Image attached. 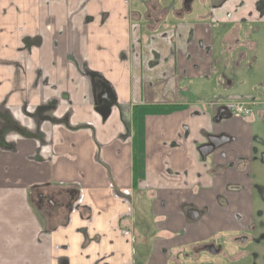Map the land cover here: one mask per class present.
I'll list each match as a JSON object with an SVG mask.
<instances>
[{
    "label": "crops",
    "instance_id": "obj_1",
    "mask_svg": "<svg viewBox=\"0 0 264 264\" xmlns=\"http://www.w3.org/2000/svg\"><path fill=\"white\" fill-rule=\"evenodd\" d=\"M142 1L0 0V264H191L205 245L240 257L219 239L239 244L233 215L255 226L264 196L228 168L250 157V117L222 123L235 152L201 157L221 126L207 20L160 23Z\"/></svg>",
    "mask_w": 264,
    "mask_h": 264
},
{
    "label": "flooded vegetation",
    "instance_id": "obj_2",
    "mask_svg": "<svg viewBox=\"0 0 264 264\" xmlns=\"http://www.w3.org/2000/svg\"><path fill=\"white\" fill-rule=\"evenodd\" d=\"M178 6H172L171 4L163 7L160 5V0H143L142 3L144 5L150 4L154 9L159 8L161 13L158 17V22L166 23V18L168 14H171L172 17L175 16H183L184 18H194L195 10L200 9L202 12V17L207 20L208 27L206 26L205 32L212 36V43L204 44L202 40L198 42V47L204 53L213 52L216 56L215 61H213V66L211 67L212 71H215L217 74L220 71L219 80L222 82L220 87L221 91L226 92L227 90L233 89L235 85V81L233 78L227 77V74L224 73L221 69L218 68L219 65H222V69L226 70L231 69L230 74L232 77L235 75L234 71H240V69L244 67H250V79H253L257 75V71L255 72L256 63L258 61V57H256L255 52L259 47L264 48V0H257L254 3V7L250 10V0L249 4H247L246 0H179ZM194 3H197L195 5ZM246 7V11L243 15H240V9ZM194 12V14H193ZM159 26H162L159 24ZM210 28V32H209ZM174 34L178 37V26L176 24L170 25L169 28ZM164 30V29H163ZM163 30L159 31L161 34V38H164L166 35ZM163 32V33H162ZM191 33V32H190ZM149 36V41H150ZM191 41L190 36L186 35L184 39V45L189 44ZM175 51V48H174ZM264 55V50H261ZM191 54V52H190ZM188 53V55H190ZM249 54V56H247ZM247 57V58H246ZM263 70L264 75V67L261 68ZM250 90L252 94H250V98H238L235 100H250V106L252 109L255 107H263L264 105V76L262 78H257V81L251 85ZM220 93L218 96L219 99L216 101L217 107L213 109V116L216 115L220 106H224L228 112L230 113V117L228 119H221L219 122L212 124L221 125L216 131L209 130L204 132V141L198 144L197 148L203 146L204 144H208L210 136H224L223 138H227L223 144L217 146L213 151L220 149L224 146H228L231 151L235 152L237 149V140L230 135L222 126V123L230 120L234 117H239L233 114L226 106L223 104L226 101H235V100H226L228 99L227 95L223 96ZM110 95V94H109ZM215 104V103H214ZM213 104V105H214ZM253 119H250V124ZM263 144V139L259 138L255 134L250 137V157L242 158L240 155H235L234 160L228 164V168L232 170V172L238 175V178L242 179V176L245 178H250V191L254 189L253 177L251 174V162L255 160V155L257 154V147H260ZM225 152H222L224 154ZM248 167H250V173L248 172ZM226 169V168H225ZM225 172V170H224ZM244 187L240 183H236L231 185V191L240 195L243 191ZM240 199V196H238ZM262 202L264 199L261 197ZM264 205V203H263ZM223 207L228 206V200L226 198L223 199L222 203ZM189 209H195L193 205H189ZM198 211V210H197ZM264 211V207L263 210ZM258 212L261 214L262 212ZM199 214H201L202 210L200 209ZM252 213H250L251 217ZM254 215V213H253ZM234 221L240 224L241 230H247L249 234L238 235L236 238L240 243L246 242L250 240V232L255 228L252 224H243L240 223L243 219L241 209L236 212L234 215ZM264 225V224H263ZM211 246V245H205ZM206 249V248H205ZM245 254V253H244ZM239 254V256H242Z\"/></svg>",
    "mask_w": 264,
    "mask_h": 264
},
{
    "label": "rangeland",
    "instance_id": "obj_3",
    "mask_svg": "<svg viewBox=\"0 0 264 264\" xmlns=\"http://www.w3.org/2000/svg\"><path fill=\"white\" fill-rule=\"evenodd\" d=\"M179 0H160V5L163 7H166L167 5L171 4L173 7L179 5ZM133 3L138 4V0H133ZM197 5V3H194ZM192 19V18H190ZM173 20L177 21L179 19H175L171 16V14L168 15L167 21L170 23ZM185 20H188L185 19ZM261 50H264V48L259 47L257 48L255 55L258 57V61L256 63L255 72L257 71V75L255 78L250 79V67H242L240 71H234V76L230 74L231 69H222V65H219L218 68L221 69L224 73L227 74V77L233 78L235 81V85L233 86V89L227 90L226 92H223V96L227 95L228 99L226 100H235L238 98H250V94H252L250 87L257 81V78H262L263 70L261 71V68L264 67V55L262 54ZM249 56V54H247ZM247 58V57H246ZM220 71L217 73L216 77L219 78ZM220 79V78H219ZM262 107H255L253 109L252 114V122H251V131L253 134L258 136L259 138L263 139V144L260 147H257V154L255 155V160L251 162V174L253 177V182L256 185L263 186V194H264V119L262 118ZM262 194V196H263ZM264 199V196L262 197ZM258 199L256 198V201ZM260 203V204H258ZM258 203L256 204V210L253 215V221L255 224V228L252 230V233L250 235V240L243 242V243H230L227 242L225 239L220 238V242L223 245V248L225 249L226 254L229 256H235L242 254V256L235 258L233 261H231L228 257H225L222 253H213L210 250L204 249L199 254L198 258L191 261V264H201V263H207V264H264V211L263 210V203L258 200ZM257 211L262 212L261 214H258ZM245 253V254H244ZM182 260H185L181 257ZM232 262V263H231Z\"/></svg>",
    "mask_w": 264,
    "mask_h": 264
},
{
    "label": "water",
    "instance_id": "obj_4",
    "mask_svg": "<svg viewBox=\"0 0 264 264\" xmlns=\"http://www.w3.org/2000/svg\"><path fill=\"white\" fill-rule=\"evenodd\" d=\"M230 117V113L224 106H220L216 115L213 117V122L217 123L221 119H228ZM224 137V136H223ZM222 136H210L209 143L204 144L203 146L198 147L199 153L201 157L204 159L208 154H210L217 146L223 144L225 141H227V138H223ZM187 216L190 220H195L199 216V212L196 209H189L187 210ZM207 250H210L211 252H215V249H213V246H206Z\"/></svg>",
    "mask_w": 264,
    "mask_h": 264
},
{
    "label": "built area",
    "instance_id": "obj_5",
    "mask_svg": "<svg viewBox=\"0 0 264 264\" xmlns=\"http://www.w3.org/2000/svg\"><path fill=\"white\" fill-rule=\"evenodd\" d=\"M223 104L236 116L243 118H252L253 109L250 106V100H235V101H226ZM217 104L213 105V109H216ZM262 118L264 119V105L262 107Z\"/></svg>",
    "mask_w": 264,
    "mask_h": 264
},
{
    "label": "trees",
    "instance_id": "obj_6",
    "mask_svg": "<svg viewBox=\"0 0 264 264\" xmlns=\"http://www.w3.org/2000/svg\"><path fill=\"white\" fill-rule=\"evenodd\" d=\"M100 110V109H99ZM105 116V115H104Z\"/></svg>",
    "mask_w": 264,
    "mask_h": 264
}]
</instances>
